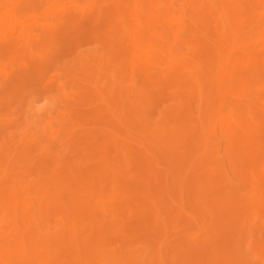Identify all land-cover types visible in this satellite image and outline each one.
I'll return each instance as SVG.
<instances>
[{"label":"rangeland","instance_id":"obj_1","mask_svg":"<svg viewBox=\"0 0 264 264\" xmlns=\"http://www.w3.org/2000/svg\"><path fill=\"white\" fill-rule=\"evenodd\" d=\"M133 1L0 0V264H264V137L206 126L264 124V0Z\"/></svg>","mask_w":264,"mask_h":264},{"label":"bare ground","instance_id":"obj_2","mask_svg":"<svg viewBox=\"0 0 264 264\" xmlns=\"http://www.w3.org/2000/svg\"><path fill=\"white\" fill-rule=\"evenodd\" d=\"M130 1V0H129ZM133 1V0H132ZM140 2H142V4L141 3H139L138 2V4H140L142 7L144 6V4H148V6H153L152 4H151V2H154L155 0H151L150 1V3H147V2H149V0L147 1V0H145V1H142V0H139ZM134 2V1H133ZM88 3H90V1L88 2ZM134 4H135V2H134ZM149 4H151V5H149ZM69 5V4H68ZM138 6V5H137ZM147 6V5H146ZM90 7H91V5H90ZM220 7V6H219ZM92 8V7H91ZM150 8V7H149ZM148 8V9H149ZM157 8V7H156ZM135 9V8H134ZM138 9V8H137ZM139 9H141L140 7H139ZM148 9H146V10H148ZM154 9V8H153ZM152 9V10H153ZM160 9V8H159ZM158 9V10H159ZM165 9V8H164ZM70 10V9H69ZM150 10V9H149ZM148 10V12H146V14H148L150 11ZM157 10V11H158ZM166 10V9H165ZM91 11V10H90ZM133 11V10H132ZM134 12H135V10H134ZM137 13H135V14H138L139 15V10L138 11H136ZM155 12V11H154ZM160 13V12H159ZM161 14V13H160ZM7 15V14H6ZM134 15V14H133ZM136 17H138L137 15H136ZM74 17L72 16V18H71V21H73L74 19H73ZM139 18V17H138ZM14 19V18H13ZM139 19H137V21H138ZM186 20V19H185ZM136 21V22H137ZM140 22V21H139ZM75 23H78V22H76L75 21ZM74 23V24H75ZM126 23V22H125ZM9 24V23H8ZM62 24V23H61ZM120 24V23H119ZM124 24V23H123ZM139 24V23H138ZM60 25V24H59ZM53 26V25H52ZM113 26V25H112ZM124 26V25H123ZM138 26V25H137ZM141 26V25H140ZM184 26V25H183ZM187 26V25H186ZM125 27H127V25H125ZM136 27V26H135ZM139 28V27H138ZM53 29H55V28H53ZM52 29V30H53ZM123 29V28H122ZM28 31H30V30H28ZM54 31V33L55 34H57L56 32H57V30H53ZM97 31V30H96ZM51 32V31H50ZM49 32V33H50ZM127 32V31H126ZM259 32V31H258ZM9 34V33H8ZM96 34V33H95ZM171 35V36H170ZM169 35V38H171L170 39V41L172 40V39H174V40H172V42L173 41H175V38H174V36L172 35V32H171V34ZM173 36V37H172ZM233 36V35H232ZM14 37V36H13ZM12 37V38H13ZM194 37H196V36H192V40H193V38ZM49 38V37H48ZM52 38V37H51ZM168 38V39H169ZM195 39H198V37L197 38H195ZM194 39V40H195ZM14 40V41H13ZM13 40L11 39L10 41H9V44H6L5 46L6 47H8V48H11L10 50H14L17 46H19L18 45V43L16 42V40L13 38ZM52 40H53V38H52ZM193 40V41H194ZM209 40V39H208ZM197 40H195V42H196ZM31 42V41H30ZM176 42V41H175ZM175 42H173V45H175L174 43ZM189 42V41H188ZM197 42H199V41H197ZM171 44V42L169 43V45ZM237 44V43H236ZM2 46V45H1ZM5 47V48H6ZM170 47H171V45H170ZM7 48V49H8ZM176 48V47H175ZM194 48V47H193ZM249 49V48H248ZM178 50V49H177ZM194 50V49H193ZM250 50H255L256 51V49H250ZM248 53H249V50H246ZM253 51H251V54L250 55H248V56H252V59H253V61H252V63L253 62H255L254 60L256 59L257 60V58L255 57V56H257V54H255V53H257V52H253ZM8 52V51H7ZM253 53V54H252ZM255 54V55H254ZM253 56L255 57V58H253ZM237 58V57H236ZM250 58L251 57H249V60H250ZM224 61V60H223ZM251 61V60H250ZM46 63V62H45ZM204 65H205V63H204ZM208 67V66H207ZM176 69V68H175ZM175 69H172V70H170V73H171V71H172V73H171V75L172 74H174V73H176L175 72ZM177 70H178V68H177ZM176 70V71H177ZM179 71V70H178ZM177 71V73H176V76H177V74L178 75H180L179 74V72ZM160 72V76H159V74H158V72H156V74H158V78L156 77V78H154V77H148L149 79H148V81H147V83H145V84H141V85H139V86H137V96H139V98H141V100H145V101H149V102H151V101H153L155 98L154 97H157L159 94L161 95L162 93H160V91H164L163 90V88L165 87V85H166V83H167V86H168V84H169V80H168V78L170 79L171 77L173 78V76H174V80H175V78H177V77H175V75H172L171 77H166V76H168V75H165L164 73H162L161 71H159ZM194 72V71H193ZM168 73H169V71H168ZM197 73V72H196ZM196 73H195V75H196ZM212 73V72H211ZM167 74V73H166ZM199 75V74H198ZM188 76V75H187ZM113 77H115V75L113 76ZM196 77H199V80H200V77L201 76H197L196 75ZM40 78V77H39ZM151 78V79H150ZM20 79V78H19ZM115 79V78H114ZM183 79V78H182ZM198 79V78H197ZM216 79V78H215ZM41 80V79H40ZM167 80H168V82H167ZM198 80V81H199ZM116 81V80H115ZM197 81V82H198ZM143 83V82H142ZM199 83V82H198ZM240 86V85H239ZM166 88V87H165ZM167 89V88H166ZM174 90V89H173ZM133 91V90H132ZM179 92H180V89H179ZM182 92V91H181ZM180 92V93H181ZM256 92V91H255ZM158 93V95L156 96L155 94H157ZM184 93H185V91H184ZM190 93V92H189ZM187 94H188V92H187ZM191 94V93H190ZM155 95V96H154ZM180 95V94H179ZM182 95V94H181ZM256 95V94H255ZM138 100H139V98L138 97H136ZM190 98V97H189ZM136 99V100H137ZM144 101V102H145ZM155 101L156 100H154V103H155ZM241 101V100H240ZM249 101V100H248ZM94 102V101H93ZM143 103V102H142ZM154 103H150V104H154ZM134 104V103H133ZM147 105V104H146ZM217 105V104H216ZM240 105H242L241 104V102H240V104H236V105H234L233 107H231L230 108V110H231V112L228 114V115H226V112H223L222 114H220V115H218L217 116V118H215L216 120H213L214 118H212V119H210V125L208 124V121H207V123H206V126H210L211 128H210V131H212V129L214 130V131H219L220 132V134H223L224 136H225V138L228 140V142H229V145L230 146H236L237 148H239V147H252L253 146V144H256L257 143V141H261V138L262 137H264V133H262V129H264V124H262L261 122H258V121H254V122H252V124H250L249 123V121H246V119H245V117H247L246 116V114H245V116L243 115V113H242V111H243V106H244V104L242 105V108L240 107ZM151 106V105H150ZM248 106V105H247ZM250 106V105H249ZM146 108V107H145ZM246 109V108H245ZM251 109V108H250ZM258 111V110H257ZM258 114V113H257ZM143 115V114H142ZM249 115V119L251 118L252 119V117H251V112L248 114ZM191 118V117H190ZM250 119V120H251ZM255 119V118H254ZM213 120V121H212ZM262 120V119H261ZM262 121H264V120H262ZM248 122V123H247ZM208 124V125H207ZM155 125V124H154ZM156 126V125H155ZM205 126V125H204ZM255 126H258V129H257V127H255ZM207 128V127H206ZM205 128V129H206ZM137 129V128H136ZM151 129H152V127H151ZM207 129H209V128H207ZM206 129V130H207ZM148 131H149V129H147ZM147 130H146V132H147ZM204 131V132H207L208 134H210L209 132L210 131ZM254 130V131H253ZM204 132H203V134H204ZM211 133H213V132H211ZM217 133V132H216ZM140 134V133H139ZM153 135V134H152ZM168 135V134H167ZM223 136V137H224ZM153 137V136H152ZM163 137V136H162ZM164 137H165V135H164ZM223 138L222 136H220L219 135V138ZM262 139H264V138H262ZM222 141H224V140H222ZM256 142V143H255ZM155 143V142H154ZM229 148V147H228ZM231 148H233L234 149V147H231ZM241 148V149H242ZM247 148V149H248ZM254 148H256V147H253L252 149H254ZM236 149V148H235ZM250 149V148H249ZM257 149V148H256ZM259 147H258V150H257V152L259 153ZM126 150V149H125ZM246 149H244V151H245ZM240 151H243V150H237L236 152L238 153L237 155H240ZM243 151V152H244ZM247 151V150H246ZM261 151H264V148H262L261 149ZM153 152V151H152ZM226 152H228V151H226ZM230 152H232V151H230ZM229 152V153H230ZM236 152H234V154H236ZM254 152V151H253ZM155 153V152H154ZM233 153V152H232ZM227 154V153H226ZM251 154V153H250ZM253 154V153H252ZM259 154H261V153H259ZM236 155V156H237ZM243 155H245V154H242V157L241 158H244V156ZM247 155V154H246ZM249 155V154H248ZM255 155H256V151H255ZM254 155V156H255ZM229 156V155H228ZM253 156V155H252ZM253 156V157H254ZM229 157H231V156H229ZM238 157V156H237ZM253 159V158H252ZM237 160V159H236ZM235 160V161H236ZM241 160V159H240ZM239 160V161H240ZM245 160V159H244ZM234 161V160H233ZM232 161V162H233ZM243 160H241V162H242ZM245 161H248V160H245ZM249 161H250V159H249ZM256 162V161H255ZM245 163H247V162H245ZM242 164V163H241ZM237 165V164H236ZM238 165H239V163H238ZM246 165V164H245ZM245 168H250V167H248V166H245ZM245 171V170H244ZM3 183V182H2ZM3 192V191H2ZM13 192V191H12ZM13 194V193H12ZM230 200V199H229ZM9 202V201H8ZM6 204H7V202H6ZM237 204V203H236ZM65 205V204H64ZM232 205V204H231ZM235 206V205H234ZM230 209V208H229ZM232 217H234V215H232ZM235 218V217H234ZM233 218V220L235 221V223H237V221L235 220ZM238 219V218H237ZM239 220V219H238ZM233 221V222H234ZM165 223V222H164ZM80 225V224H79ZM81 226V225H80ZM74 227V226H73ZM219 230H222V228L220 227V229ZM67 232V231H66ZM246 234V233H245ZM92 235V234H91ZM100 238V237H99ZM90 242V241H89ZM76 244V243H75ZM78 245V244H77ZM24 246V245H23ZM74 246V245H73ZM77 247V246H76ZM79 247V246H78ZM97 254H98V252H96Z\"/></svg>","mask_w":264,"mask_h":264},{"label":"clouds","instance_id":"obj_3","mask_svg":"<svg viewBox=\"0 0 264 264\" xmlns=\"http://www.w3.org/2000/svg\"><path fill=\"white\" fill-rule=\"evenodd\" d=\"M62 103L61 97L56 93H51L45 96H29L26 105V120L29 125H38L41 118L53 115Z\"/></svg>","mask_w":264,"mask_h":264}]
</instances>
